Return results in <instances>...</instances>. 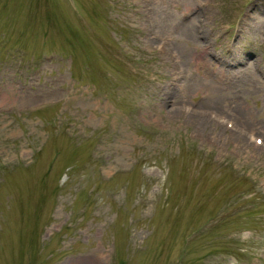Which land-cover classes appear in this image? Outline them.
Returning a JSON list of instances; mask_svg holds the SVG:
<instances>
[{"label":"rangeland","instance_id":"1","mask_svg":"<svg viewBox=\"0 0 264 264\" xmlns=\"http://www.w3.org/2000/svg\"><path fill=\"white\" fill-rule=\"evenodd\" d=\"M0 264H264V0H0Z\"/></svg>","mask_w":264,"mask_h":264}]
</instances>
